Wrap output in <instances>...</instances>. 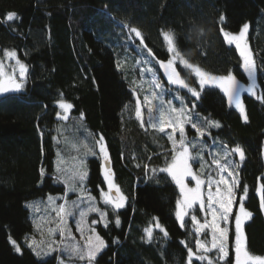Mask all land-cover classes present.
<instances>
[{"label": "trees", "instance_id": "obj_1", "mask_svg": "<svg viewBox=\"0 0 264 264\" xmlns=\"http://www.w3.org/2000/svg\"><path fill=\"white\" fill-rule=\"evenodd\" d=\"M10 12L20 19L7 25L0 22V56L5 49L16 50L29 65V73L20 93L0 96V264H58L61 251L40 260L24 243L34 231V215L27 205L64 193L65 186L51 179L41 183L39 169L51 172L57 153L69 157L67 146L81 129L93 144L97 134L104 135L118 183L130 196V206L120 210L119 228L111 223L108 229L98 227L108 247L97 264H186L187 250L180 241L196 249L188 218L181 228L175 217L178 189L162 173L156 174L157 184L143 167H163L171 142L154 129L145 131L135 118L132 87L140 57L125 46L123 25L140 28L160 59L166 53L161 30H172L189 62L214 75L231 70L246 82L238 50L223 41L220 17L233 33L248 23V43L259 66V91L264 92V0H0V21ZM118 61L121 69L116 67ZM177 67L195 86L194 75ZM146 85L141 96L149 91ZM61 92L75 105L66 124L56 117L59 108L54 101ZM242 98L248 123L227 105L219 89H206L197 110L222 124L213 130V137L230 146L238 142L245 150L240 178L249 188L245 205L253 212L245 231L251 252L264 255V212L255 192L257 178L264 177V102L248 94ZM209 147L215 146L209 141ZM204 158L211 160L208 152ZM101 180L99 161L90 158L87 187L93 194ZM239 195L238 191L237 199ZM153 217L159 218L168 236L156 229L153 242L147 243L143 229ZM10 236L20 243L21 253L11 245Z\"/></svg>", "mask_w": 264, "mask_h": 264}, {"label": "snow or ice", "instance_id": "obj_2", "mask_svg": "<svg viewBox=\"0 0 264 264\" xmlns=\"http://www.w3.org/2000/svg\"><path fill=\"white\" fill-rule=\"evenodd\" d=\"M19 19L17 13L10 12L0 22L7 25ZM220 24L223 41L229 46L234 45L239 52L243 73L249 81L247 84L237 79L231 70L223 75H214L189 62L181 54L172 30H161L163 40L166 42V53L164 59H160L145 42V36L140 28L123 25L127 29L125 46L134 48L140 57L137 63L145 65L140 69L141 75L145 72L151 75L148 82L150 91L143 96L138 92V89L143 91V83L137 84L133 81L132 93L135 99L132 103L135 118L145 131L148 128L154 129L171 142L163 167L151 168L148 164H144L143 167L146 172L153 174L151 178H154L157 184L159 179L156 174L162 173L165 179L174 183L178 189L175 217L181 228L186 227V217L188 218L192 225L196 249L194 251L193 246H189L187 241H180L187 250L186 264H194V261L202 264H264V255L251 252L245 231L246 223L253 218V212L245 205L249 199V188L242 184L240 178V168L246 159L245 150L238 142L230 146L227 142L213 137V130L220 129L222 124L211 115L204 116L197 110L206 89H219L226 98L227 105L238 110L245 123L249 122V116L242 98L243 94L247 93L264 102V92L259 91L260 85L257 82L259 66L246 40L250 25L244 23L237 33H233L224 26L226 19L223 15L220 17ZM200 32L202 35L203 30ZM6 61H14V64H8ZM178 62L183 69L194 75L195 86L190 85L181 76L177 67ZM116 67L121 69L122 64L118 61ZM28 73L29 65L20 58L16 50H3L0 56V94L20 93L25 87ZM161 77L164 78L163 81ZM182 90H186L183 95ZM168 93H172V99L165 101L163 97ZM58 97L54 101L60 110L56 117L61 121H68L75 105L66 99L62 92ZM173 100L179 102L178 106ZM40 135L43 136V132ZM209 141L215 146L211 150ZM87 152L99 161L102 180L96 185V194L87 187L89 169L86 158L80 160L71 174L63 167L59 153L51 172L43 167L39 169L41 183L47 178L54 184L66 186L61 195L49 194L46 201L27 205L36 212L47 211L52 214L51 218L42 217L41 220L49 225H55L47 227L50 239H44V230L37 224L40 239L34 235L24 241L40 260L61 251L60 264H65L63 253L67 254L66 258L69 260L95 264L97 256L108 247V242L97 231V227L108 229L111 223L119 228L122 224L120 210L130 206V196L118 183L109 145L102 133L97 134L93 146L87 148ZM205 152L211 156L210 161L205 160ZM194 165L197 166L195 169ZM135 166L141 167L139 163ZM257 180L255 192L259 197V210L264 212V177H258ZM192 182L194 186H190ZM68 193L76 194L77 198L69 201ZM93 214L95 216L89 220ZM69 218H76L75 227L82 238V243L77 242L76 236L71 233ZM156 229L163 233L164 237L168 236L167 229L159 218L153 217L150 225L143 229L142 239L152 243ZM57 233L60 241L51 239ZM65 238L70 239L72 243L64 244ZM9 241L15 251L21 252L20 243L11 236ZM113 242L119 241L117 239ZM210 253L214 255L210 256Z\"/></svg>", "mask_w": 264, "mask_h": 264}, {"label": "rangeland", "instance_id": "obj_3", "mask_svg": "<svg viewBox=\"0 0 264 264\" xmlns=\"http://www.w3.org/2000/svg\"><path fill=\"white\" fill-rule=\"evenodd\" d=\"M246 40L248 42V33L246 34ZM234 46V45H233ZM6 63L8 64H14V61H6ZM177 65L181 66L179 64V62L177 63ZM142 67H145V65H143L142 63H138V65L136 66L135 68V71L134 72V81L137 83V84H141L143 83V88L146 84L149 85V83H146V82H149L150 79H151V75L149 73H144L143 75H141V72H140V69ZM246 76V74H245ZM247 77V76H246ZM238 79V78H237ZM26 82V81H25ZM242 83H249V81L246 79V82H242ZM133 87H134V84H133ZM132 87V88H133ZM147 88H149V86L146 85ZM150 91V88L148 89ZM140 89H138V92L140 93ZM186 91V90H185ZM170 94L172 93H168L166 94L163 99L165 101L167 100H170L172 99V97H169ZM247 94V93H245ZM154 103H156L154 101ZM173 103L174 104H179L178 101H175L173 100ZM235 109V108H234ZM60 111V110H59ZM70 119V118H69ZM61 121V120H60ZM63 124H66L67 121H61ZM90 135V134H89ZM73 138H74V143H70L69 146H67V149L68 151L70 152V156L67 157L66 159L64 157H62V155H60V159L62 160L63 162V167L67 170V172L69 174H71L74 169L77 167V165H79L80 163V160L83 159V158H86L87 159V167L89 169V159L90 158H93L91 155L88 154L87 152V148H90L93 146V138L90 139L87 135V133H85V131H83L82 129L79 131L77 130L74 135H73ZM72 140V139H71ZM61 141L59 140V143ZM65 186V185H64ZM190 186H194V182H192L190 184ZM66 187V186H65ZM58 195H61V194H58ZM77 197H76V194L74 193H68V199L69 201H72V200H75ZM42 201H46V200H42ZM41 202V200L37 201V203ZM31 204V203H30ZM41 207H43V205H41ZM31 208V207H30ZM32 210V213L34 215V231L28 236V238H30L31 236H36L37 239H40V235L39 233L37 232V228H36V225L37 224H40L41 225V228L44 230V239L45 240H48L50 239V237L48 236L47 234V227H54L55 225H49L47 223H44L42 222L41 218L42 217H48V218H51V215L50 213H48L47 211H41V212H36L34 211L33 208H31ZM95 216V214H93V216H90L89 217V220H91L93 217ZM75 219L76 218H69V228L71 230V233L73 235L76 236V240L77 242H80L82 243V238L80 237L79 233L76 231V227H75ZM97 231H98V227H97ZM66 237H67V234H66ZM51 239H55L57 241H60V236L59 234L57 233V235L55 237H51ZM64 244H69V243H72V241H70V239L68 238H65L64 241H63ZM23 248H21V252H22ZM105 250V249H104ZM103 250V251H104ZM103 251L97 256V259H96V262L95 264H97V260L98 258L101 256V254L103 253ZM19 252V253H21ZM63 255L65 257H67V254L66 253H63ZM211 256V253L209 254ZM61 256H62V252H61ZM59 257V256H58ZM60 261H61V257H59V262L58 264H60ZM65 264H82V262H79L75 259H65Z\"/></svg>", "mask_w": 264, "mask_h": 264}, {"label": "water", "instance_id": "obj_4", "mask_svg": "<svg viewBox=\"0 0 264 264\" xmlns=\"http://www.w3.org/2000/svg\"><path fill=\"white\" fill-rule=\"evenodd\" d=\"M162 78H163V77H162ZM163 79H164V78H163ZM6 94H10V93H6ZM1 95H5V94H0V96H1Z\"/></svg>", "mask_w": 264, "mask_h": 264}]
</instances>
